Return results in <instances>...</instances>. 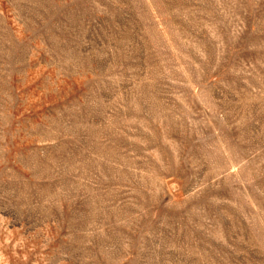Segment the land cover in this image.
Instances as JSON below:
<instances>
[{
  "label": "rangeland",
  "instance_id": "rangeland-1",
  "mask_svg": "<svg viewBox=\"0 0 264 264\" xmlns=\"http://www.w3.org/2000/svg\"><path fill=\"white\" fill-rule=\"evenodd\" d=\"M0 264H264V0H0Z\"/></svg>",
  "mask_w": 264,
  "mask_h": 264
}]
</instances>
